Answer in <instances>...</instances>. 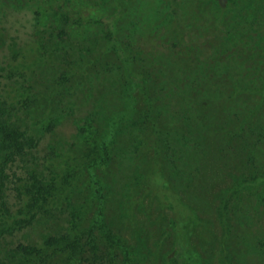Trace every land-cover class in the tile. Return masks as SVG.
Segmentation results:
<instances>
[{
	"label": "trees",
	"instance_id": "1",
	"mask_svg": "<svg viewBox=\"0 0 264 264\" xmlns=\"http://www.w3.org/2000/svg\"><path fill=\"white\" fill-rule=\"evenodd\" d=\"M132 1L0 0V264H264V0H167L161 49Z\"/></svg>",
	"mask_w": 264,
	"mask_h": 264
},
{
	"label": "rangeland",
	"instance_id": "2",
	"mask_svg": "<svg viewBox=\"0 0 264 264\" xmlns=\"http://www.w3.org/2000/svg\"><path fill=\"white\" fill-rule=\"evenodd\" d=\"M225 0H188L186 3V10H188L186 15V19L182 22L181 25L170 24L173 27H176L180 30V34H185L190 39L193 37H201V35H209L213 32V25L215 21V11H218L220 6ZM132 3V10L134 7H137L140 10L142 15V20H145L142 23V28L138 33L142 34V37L147 43H149L153 48L161 49V45L164 41H161L163 36V31L161 28L158 30L157 27L161 26L160 14L166 12L165 8L168 5L167 0H134ZM247 0H242L241 6L239 9L247 10ZM256 3L254 7H256ZM213 7V8H212ZM192 9L201 10V15H195L190 11ZM212 9V10H211ZM84 17H95L100 18V15L96 12H92L90 8L85 9L83 14ZM235 20L239 22L237 16H240V13L237 12V16L234 15ZM32 12L29 11H21V12H11L6 15L4 18V22L2 28L5 30L8 41L5 45L0 47V67L5 66L8 59L10 58L9 45L10 44H18L20 46H25L31 40H33V20H32ZM165 19L168 18L166 13ZM169 19V18H168ZM220 20V19H219ZM218 20V21H219ZM221 21V20H220ZM212 22V23H211ZM222 22V21H221ZM216 23V21L214 22ZM233 22H231V25ZM230 25V26H231ZM212 27V28H211ZM162 43V44H161ZM0 74H3L0 71ZM76 134V127L71 119L64 121L61 125H59L57 129V133L55 136L50 138L53 141H59L63 143H70L73 141V138ZM48 143V139H46ZM46 143V144H47ZM19 165H15L13 169L10 171L12 174L14 171H17L18 175L21 176L22 170L18 169ZM10 186V185H9ZM258 219V229L259 225L264 226V212L260 213ZM220 230V229H219ZM221 231V230H220ZM34 239L39 237V232L32 233ZM22 237V236H21ZM19 236L16 240H21Z\"/></svg>",
	"mask_w": 264,
	"mask_h": 264
}]
</instances>
